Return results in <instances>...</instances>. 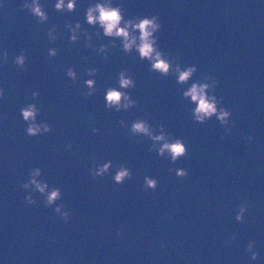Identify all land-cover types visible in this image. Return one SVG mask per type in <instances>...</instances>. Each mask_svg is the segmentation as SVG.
Returning <instances> with one entry per match:
<instances>
[{
  "label": "water",
  "instance_id": "1",
  "mask_svg": "<svg viewBox=\"0 0 264 264\" xmlns=\"http://www.w3.org/2000/svg\"><path fill=\"white\" fill-rule=\"evenodd\" d=\"M0 264H264V0H0Z\"/></svg>",
  "mask_w": 264,
  "mask_h": 264
}]
</instances>
